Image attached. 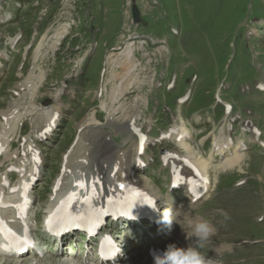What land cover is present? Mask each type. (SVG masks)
<instances>
[{
  "label": "rangeland",
  "instance_id": "rangeland-1",
  "mask_svg": "<svg viewBox=\"0 0 264 264\" xmlns=\"http://www.w3.org/2000/svg\"><path fill=\"white\" fill-rule=\"evenodd\" d=\"M129 1L130 4L126 6V0H101L100 3L93 0L92 11L89 7L91 0H0V124L5 123L4 111L9 110L12 111L8 120L10 126L13 120L14 128L21 124L9 141L7 136L11 132L5 135V140L2 139L0 181L8 173L5 180L8 187L0 185L5 201H18V192L10 188L18 184L20 176L12 169L17 167L18 159L23 155L26 135L37 126L36 121L47 119L56 108L61 110L62 115L43 142L34 140L41 152L39 155L44 173L42 180L37 181L31 190L36 201L27 214L31 231L36 237L33 248L17 259L0 255V264H39L41 262L37 263L35 249L42 248L48 252L57 248L52 242L47 243L49 238L45 239L46 234L41 226L44 210L57 194L56 189L52 190V185L60 173L67 151H71L68 161L72 167L70 165L63 184L66 187L69 178V182L84 178L79 172L87 174L91 162H95L96 149L91 143L102 130L110 128L100 125L101 130L94 128L86 134L94 126L88 125L82 130L79 127L86 123L89 110H94L95 118L98 117L101 123L105 121L106 111L99 105L101 99L107 103L109 86L104 87L105 91L98 87L110 73L105 57L107 60L111 53L115 57L128 46L133 48L130 56L140 67H146L145 74L139 76L147 79L142 88L145 100L134 124L148 135L149 144L145 155L142 154L145 166L140 167L136 174L146 177V183L154 189L157 197L173 203L174 210L179 209L177 213L184 217L181 222L185 227L188 219H204L213 225L211 240L203 249L206 255L217 257L223 264H234L233 261L238 264H264V149L258 145L249 146V150H244L241 162L243 170L236 167L219 169L215 175L217 178L214 176L215 181L211 169H208L212 184L208 189L209 198H205L204 194L198 201L192 202L178 197L183 187H170L168 167L160 163L161 149L181 155H185L184 150L174 140L159 139L161 133L183 122L193 136L190 141L192 146L198 148L204 158L208 157L211 143L220 131L233 142L242 139L246 146L250 139L254 140L251 131H243L244 122L249 127H258L259 137L264 140V92L258 88L259 84H264V0ZM132 3L140 10V25L131 22ZM64 31L66 33L58 40L59 44L47 48V44L54 40L51 36ZM76 33L81 35L75 37ZM131 34L137 36L132 39L136 46L132 43L125 45ZM15 35L17 41L11 46L10 40ZM140 39L145 41V50L138 43ZM38 42L39 49H36ZM28 44L31 48L24 56ZM89 52L91 56L85 66H80L83 55ZM102 67L106 70L105 74ZM83 70L82 80L79 81V77L68 80ZM226 73L231 77L226 78ZM171 84L172 88L168 86ZM132 90L121 101L132 102L139 92ZM188 93L189 98L180 102ZM225 103L231 104L229 113L225 111ZM2 128L0 126V136ZM128 130L116 133L110 130L111 137L115 139V142L111 141L113 146L116 147L118 143L126 148L130 145V142L124 143L123 140L128 136ZM5 141L11 142L9 147ZM254 142L258 143L257 140ZM10 153L14 158L6 160ZM91 156L93 161L90 160ZM175 156L177 154L172 157ZM214 157L213 164L222 160L221 157ZM81 158L90 161L84 167L77 166L76 162ZM65 164L62 168H65ZM71 173L78 174L71 176ZM240 178H243L242 183L237 182ZM63 185L59 194L63 191ZM1 215L8 217L12 213L5 208ZM172 225L174 228L170 230V239L160 245L161 249L173 243L175 238V243L181 246L187 247L188 243H193V240H186L178 223L173 222ZM110 229L115 232L117 227ZM130 232L129 243L135 239ZM152 234L159 239L158 233ZM86 246L87 240L82 237L67 239L61 248L67 255L75 253L80 257L86 255ZM95 248L96 245H93L91 252ZM133 255L131 252L124 254L122 264L145 263L141 255L136 260L131 258ZM46 257L48 264L71 263L49 261L53 258L49 253ZM69 257L73 256L69 254ZM84 264L94 263L89 260Z\"/></svg>",
  "mask_w": 264,
  "mask_h": 264
},
{
  "label": "bare ground",
  "instance_id": "bare-ground-1",
  "mask_svg": "<svg viewBox=\"0 0 264 264\" xmlns=\"http://www.w3.org/2000/svg\"><path fill=\"white\" fill-rule=\"evenodd\" d=\"M65 32L66 31H64L63 33L62 32L55 33V35L51 36V37H54V40L53 41L51 40L50 43L47 44V48H52L55 44H58V40L60 41V39L62 38V36ZM12 42H13V40H12ZM35 48L39 49V42L37 43V46ZM132 50H133L132 46L125 47L120 53L116 54V57H114L112 54H110L106 60L107 64L109 63V65H110V73L104 81V85L109 86V89H107L108 91H107V95H106L107 96V99H106L107 103L104 102V100L100 98L101 104L99 105V107L106 111L105 117L107 120V125L115 133L122 131V130H126V129H129L128 131H131V127L134 124L133 122L139 116L141 106L143 105L144 100H145V98H144L145 95L142 92V88H143V85L145 84L147 79H145L144 76H139V75L145 74L146 67H145V65L140 67L139 63H137L136 60L130 56V52ZM116 69H118L119 71ZM104 85L102 86V89H104V87H105ZM131 89H133L132 91L139 90V92L136 94V96L133 97L134 98L133 101L132 102L131 101L126 102V103L124 101H121L122 97H125L126 93L128 91H131ZM128 98H130V97H128ZM124 99L125 98H123V100ZM10 109H12V108H10ZM55 111H57V109ZM13 112H14V109H13ZM57 112L59 113L60 111H57ZM10 113H12V111H10V110L8 112H5V123L0 124V126H3V128L1 129V136H0V148L2 147V144H3L2 139L5 140V135L8 132H11L7 136L8 141H9L11 135L14 132H16L18 130V127H19V126L18 127L16 126L14 128L15 120L11 121V123H13V125L10 126V123L8 122V120L11 119ZM95 113H96V111H95ZM57 117L58 116L55 117V112H54V114L52 112V114L50 113V117H48V119L42 118V120L36 121L37 126L34 128V131L32 132V134L26 135L25 142L27 141L26 142L27 144L23 147L24 156H22V158L18 159V164H17V167L15 168L17 170V173L19 175H21V177L17 181L19 184H21L22 180L29 181L32 178H35L36 181H38L42 178L43 172L40 168V164L35 163L33 161L32 156H31V152L33 150H35V145L31 143V140L34 138L39 139V137L46 135V132H43L42 130H44V128L46 129L49 126L53 125L52 122H54L57 119ZM96 119H98V117ZM96 119L94 117L93 111H90L88 116L85 119L86 125L93 123L97 128V126L100 123H98L99 121H97ZM101 124H103V123H101ZM96 128L94 130H96ZM92 130H93L92 128L89 131L87 130L86 134H89L90 131L92 132ZM97 132H98V130H97ZM109 133H110V131L107 129L103 130L100 134L97 133V134H99V137L97 139H94L93 143H91V146H93L96 149V153L94 156L95 162H91V169L89 170L90 173L87 172L88 174L81 175L79 172V174L84 178H81L78 176L79 177L78 179L84 180L86 182H92V183L96 184V191H95L96 195L92 199V201L95 203H102L104 198L108 197L109 195L120 196L122 194V190L117 186L118 182H128V183H130V184H132V185H134L140 189H143V190H145V191H147L153 195L152 187L149 186L145 182L146 177L143 178V177L136 174V171L137 172L139 171V165H138V159H137L139 157V155H138V144H137V142L134 143V140L132 137V131L129 134L130 139H127V140L131 141V144L129 147H127L125 149H122L121 144H117L116 147L113 146L114 144L111 142L112 141L111 136L108 137ZM166 135H167L168 139L174 140L176 142V144L181 146L185 151V156H182L179 152H177L178 156L177 157L175 156L176 158L175 157L164 158V161L166 162V165L168 167L171 168L172 166H175L176 169L180 168V174L186 177L185 182L183 184H181V187H183L181 189L184 192V194L181 193L182 196H180V197H187L188 200L193 201L192 197L188 196V191L192 188V186L188 184V178H191L193 176V172L186 165V162L189 163L191 166H194L197 170L204 172L206 177H210L207 174V170L211 169L212 173H213V178H212L213 181H215V177H216L215 175L219 169L226 170V169H231L234 167L239 168V170L242 169L241 168V162L244 159L243 158L244 157V151L243 150L245 148V146H244L245 143L242 140H238L237 142L233 143L229 138H227L223 134V132H221L219 137H214L213 142H212L211 152L208 154V157L203 158L204 156L199 154L198 148L196 149L191 145L190 140L193 139V136L191 135L188 127L185 124H181L177 128L173 127L172 130L169 131ZM8 141H5V142H8ZM84 142H86V141L84 140ZM147 143H148V139L146 138L144 141V145H143L145 147V149H146ZM10 144H11V142H8V147ZM88 144H90V143H88ZM85 145H86V143H85ZM72 151H74V150H72ZM144 152H145V150H144ZM144 152L142 154H144ZM216 154L221 156V158L223 160L221 163H218V164L214 163L213 164L212 160L214 158V155H216ZM69 155H70V153H68L66 156V161H65L66 164H65L64 172L62 173L59 187L56 189L57 194L54 195L51 198V200L49 201V203L47 204V206L44 210L45 213H47V211L50 212L52 210V208L54 207V205L56 204L57 199L59 198V192L62 189V185L65 183V181L68 177V171L70 170L69 167L71 165V163L68 161ZM8 156H9L7 158L8 160H11V158H14V155L11 153L8 154ZM70 157H71V155H70ZM76 158H79V157H76ZM86 158H88V157H86ZM83 160H84V158H81V160H79L76 163L77 166H83L84 167L85 165H87V163L90 160L93 161V158L91 156L90 160H87V161H83ZM72 161H76V159L72 160ZM140 161H142V160H140ZM113 167H115L117 169H116L115 174L111 175V171H112ZM22 176H25V177H22ZM59 177H60V175H58L56 178L59 179ZM78 179L75 178L74 181L71 180V182H69V186ZM55 181H56V179H55ZM63 186L65 187V185H63ZM210 186H211V181L209 180V182L206 184L207 191H206L205 197H207L210 194L208 192V188ZM52 188L54 189V184L52 185ZM242 188H244V187H242ZM1 192H2V190L0 189V193ZM28 195H29V198L32 200V203H34L35 198L32 196L31 192ZM161 199H163V198L161 197L160 200L157 202V204L159 205L160 213H162L164 209L169 208V207L174 209V206H172L173 203L170 204L169 202H167L166 199H164L163 201ZM1 202L7 203L6 201H4L3 197L1 199ZM3 208L4 207L0 206V213L3 211L2 210ZM7 210H9V212L12 213V216H8V217H3L2 215L0 216L4 220L5 223H9L12 227L14 226L15 228H18V229H21V226H24V225L30 229V227H31L30 220L27 219V216L23 217L22 214L19 215V213L17 212V208L15 206H10L7 208ZM177 210H179V209H177ZM180 210H182V209H180ZM181 212H184V210ZM9 217L13 218L12 222L8 221ZM159 220H160V214H159ZM196 220H199V219H196ZM161 226L164 227V229L160 231L161 238H163V240H167L168 239L167 233L174 228V225H171V227H169V226L162 223ZM133 227H135V226H133ZM170 233H171V231L169 232V235H170ZM77 234L78 233H74L72 235L75 236ZM1 236L2 235H0V241H1ZM78 237H80V236H78ZM179 237L177 240L178 242H179ZM117 238H118V244L120 245V247H122V250H121L122 254L128 253L132 249L131 246H133V245H136V247L142 248V246L145 244L144 241L140 242L139 244H136L137 242H135V241H133L132 243H129L128 233H126V232L118 231ZM189 244L190 243H188V245ZM182 246L186 247L183 244H182ZM92 248H93V240H88L87 247H86L87 253L85 256L81 255L80 258L83 259L84 263L91 260V261H93L94 264H104L98 257H96V255H95L96 250L91 252ZM13 249H14V247H11L10 251H12ZM41 252H42V250H40V249L36 250L35 249L34 254L39 255V254H41ZM0 255H4L6 257H13L11 254L3 252L1 249H0ZM74 255H71V256H74ZM20 256H18L17 258H19ZM60 258L63 259V262L68 263L71 261L72 257H69V254L67 255V253H65L62 249H57L53 253V259L59 260ZM142 261L144 262L145 260H143V258H142ZM31 264H33V263H31Z\"/></svg>",
  "mask_w": 264,
  "mask_h": 264
},
{
  "label": "clouds",
  "instance_id": "clouds-1",
  "mask_svg": "<svg viewBox=\"0 0 264 264\" xmlns=\"http://www.w3.org/2000/svg\"><path fill=\"white\" fill-rule=\"evenodd\" d=\"M184 219L177 210L166 208L160 213V223L169 227L176 222L185 233L186 240H193L187 247H178L169 243L162 252H153V264H220L217 257L206 255L203 249L211 240L213 225L204 219H188L187 227L181 222Z\"/></svg>",
  "mask_w": 264,
  "mask_h": 264
},
{
  "label": "snow or ice",
  "instance_id": "snow-or-ice-1",
  "mask_svg": "<svg viewBox=\"0 0 264 264\" xmlns=\"http://www.w3.org/2000/svg\"><path fill=\"white\" fill-rule=\"evenodd\" d=\"M264 87V86H262ZM189 183H191V181H189ZM77 187L79 188H84L85 185L82 182H77ZM121 187H125L124 185H121ZM78 194L76 193H72L69 195L68 200L71 201L72 199H74ZM142 195V194H141ZM142 200L145 203H151L150 200H148L146 197L142 196ZM85 203H90V198H85ZM109 203H113L111 200H109ZM64 202H62V206H63ZM16 207H20L19 205H17ZM60 211L61 209L58 208L56 210L55 213H53L52 215L49 216L48 220L46 221L47 224V229L49 232L53 231V222L57 221L59 223L65 224V225H75L77 227L80 226V222H84L87 223L90 227L89 230L91 231L92 227H95L99 224L100 222V217L103 216L105 213L104 209H100V210H95L94 209V214L92 215H88V216H73L71 214H65L63 216L60 215ZM127 213H124V215H126ZM0 235H3L5 237L6 240H10V241H16V242H20V243H28V237L25 236L23 238L19 237L12 229L8 228L6 223L0 219ZM0 248H3L4 250H10L11 245L10 244H5V245H0ZM117 251V249H115V247H113L109 253L106 255L105 251L102 249L101 250V256L104 257L105 259L108 258V256L112 255L113 253H115Z\"/></svg>",
  "mask_w": 264,
  "mask_h": 264
},
{
  "label": "water",
  "instance_id": "water-1",
  "mask_svg": "<svg viewBox=\"0 0 264 264\" xmlns=\"http://www.w3.org/2000/svg\"><path fill=\"white\" fill-rule=\"evenodd\" d=\"M131 10H132L133 20L137 21L139 19V12H138L137 7L133 5Z\"/></svg>",
  "mask_w": 264,
  "mask_h": 264
}]
</instances>
